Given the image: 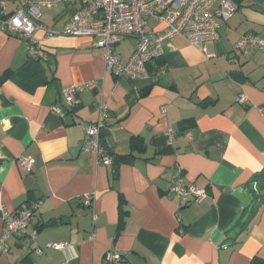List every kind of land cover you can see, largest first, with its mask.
<instances>
[{
    "label": "crops",
    "instance_id": "obj_1",
    "mask_svg": "<svg viewBox=\"0 0 264 264\" xmlns=\"http://www.w3.org/2000/svg\"><path fill=\"white\" fill-rule=\"evenodd\" d=\"M233 2L236 12L208 45L210 58L175 38L137 81L105 72L92 38L45 40L36 30L42 60L28 56L20 37L0 32V77L7 75L0 83V208L11 213L26 202L42 203L28 227L42 252L23 253L13 237L0 264L264 260V180L253 181L264 167V52L248 47L233 55L242 36L264 39V0ZM0 3L6 15L17 9L14 0ZM73 11L59 4L40 23L59 31ZM134 48L127 38L114 53L127 61ZM158 67L165 70L156 75ZM83 84L92 86L67 108L62 89ZM241 94L246 105L236 103ZM100 103L109 108L101 138L114 157L111 166L81 153L84 125L95 121ZM23 158L34 160L30 172L22 169ZM178 176L205 189L200 204L179 207L169 192ZM84 195L93 196L92 207L82 206ZM3 229L0 218V235ZM49 243L69 247L54 251ZM108 253L127 257L110 262Z\"/></svg>",
    "mask_w": 264,
    "mask_h": 264
},
{
    "label": "built area",
    "instance_id": "obj_2",
    "mask_svg": "<svg viewBox=\"0 0 264 264\" xmlns=\"http://www.w3.org/2000/svg\"><path fill=\"white\" fill-rule=\"evenodd\" d=\"M15 12L6 15L3 3H0V32L18 36L25 44L30 58L45 59L42 41L34 37L36 30L44 33V39L57 36L88 37L94 40V46L103 51L104 70L114 76H125L131 81L145 79L149 76L148 66L162 56L163 43L175 38H183L189 46L207 58L208 45L218 39L221 23H227L237 10L233 0H14ZM59 4L73 6L74 11L69 20L59 31L49 29L40 23L43 13ZM159 29L152 28L149 22ZM127 38L135 40V48L127 61L114 53V47ZM252 47L264 52V39L254 35H244L235 44L233 55L237 56L245 48ZM164 67L156 68L155 74L164 72ZM91 84L69 85L62 89L61 97L67 108H74L77 95L89 89ZM236 103L246 105L245 95H239ZM52 113L63 117L59 106H53ZM163 111V109H162ZM109 108L100 103L94 122L84 125V140L81 153L91 156L98 165L111 166L114 157L104 145L101 130L108 118ZM168 141L174 139L172 129L165 131ZM190 138V133L187 134ZM22 169L30 172L34 164L31 158L20 161ZM169 192L178 199L179 207L200 204L206 197L203 188L186 184L180 176L171 182ZM93 196L84 195L83 207H92ZM41 201L22 204L16 211L8 212L0 208V218L4 229L0 235V253L7 255V241L17 237L23 253L30 250L40 254L42 249L36 244V231L29 232L28 227ZM95 217L93 216V219ZM93 238V234L91 239ZM69 246L62 243H49L47 249L64 251ZM126 253H108L110 262L120 261Z\"/></svg>",
    "mask_w": 264,
    "mask_h": 264
},
{
    "label": "trees",
    "instance_id": "obj_3",
    "mask_svg": "<svg viewBox=\"0 0 264 264\" xmlns=\"http://www.w3.org/2000/svg\"><path fill=\"white\" fill-rule=\"evenodd\" d=\"M7 75L4 74L3 76L0 77V83H2L5 79H6ZM127 160V159H126ZM264 180V167L262 168V170L257 173L254 177H253V181L256 183V184H260L262 181ZM253 202L255 204L258 203H263L261 200H260V197L259 196H253ZM27 204H33V203H29V202H26ZM34 215V214H33ZM248 220L247 219L245 221V224L248 223ZM249 264H264V260L263 259H259V258H253Z\"/></svg>",
    "mask_w": 264,
    "mask_h": 264
}]
</instances>
